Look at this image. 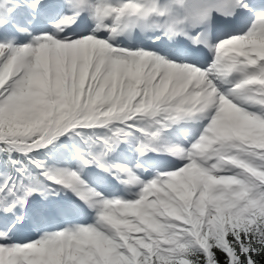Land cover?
I'll list each match as a JSON object with an SVG mask.
<instances>
[{
    "label": "snow or ice",
    "instance_id": "obj_1",
    "mask_svg": "<svg viewBox=\"0 0 264 264\" xmlns=\"http://www.w3.org/2000/svg\"><path fill=\"white\" fill-rule=\"evenodd\" d=\"M0 264H264V0H0Z\"/></svg>",
    "mask_w": 264,
    "mask_h": 264
}]
</instances>
